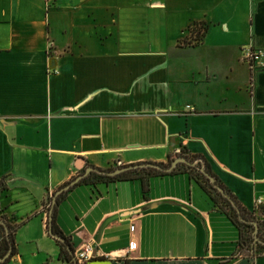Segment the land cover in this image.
Returning a JSON list of instances; mask_svg holds the SVG:
<instances>
[{"label": "crops", "instance_id": "1", "mask_svg": "<svg viewBox=\"0 0 264 264\" xmlns=\"http://www.w3.org/2000/svg\"><path fill=\"white\" fill-rule=\"evenodd\" d=\"M245 45L264 49V0H0V216L19 224L6 264H68L49 213L80 174L54 212L75 251L93 246L81 264H264L188 173L144 195L90 169L181 148L264 206V67Z\"/></svg>", "mask_w": 264, "mask_h": 264}, {"label": "trees", "instance_id": "2", "mask_svg": "<svg viewBox=\"0 0 264 264\" xmlns=\"http://www.w3.org/2000/svg\"><path fill=\"white\" fill-rule=\"evenodd\" d=\"M205 30V25H200L197 27L194 26L192 30V34L194 35V42H199L202 39ZM179 156L186 157L188 160L194 162V164L190 165L184 162H180L171 171H165L153 166L136 167L122 171L121 173H118L116 175L99 173L98 176L105 180L139 179L141 182L143 193L144 195H146L150 190L151 177L186 172L189 174L190 178L194 179L209 195L214 205L218 207L222 212H224L231 220V222L236 226L239 235L238 243L241 250L251 257L264 255V251L258 252L260 249L264 250V206H254V208L250 210L245 205H243L237 195L213 171L210 163L201 153H191L187 150L181 149L180 152L169 154L168 160L166 162L160 161L158 163L167 166L173 159ZM201 168H205L214 177L215 183L222 186L224 190L236 201L240 212L233 205L232 201L214 185V183L201 170ZM83 181L89 182V176ZM0 186L2 188L4 187L2 182L0 183ZM64 195L65 193L60 194L58 201L63 198ZM53 215V231L65 238V242L57 240L61 244L60 257L67 261L68 264H81L77 259H75V248L73 246V243L71 242L70 236H67L62 232V230L55 222V212L53 213ZM240 215H242L244 219H241ZM0 219H4L8 226L7 231L5 224L0 223V258H2L10 248V241L13 243V252L11 255L16 253L17 248L15 235L19 224L13 223L5 216H0ZM8 235L10 236V239L8 238ZM67 244L70 245V248L66 247ZM10 257L11 256H9L4 261H0V264H6L9 261Z\"/></svg>", "mask_w": 264, "mask_h": 264}, {"label": "water", "instance_id": "3", "mask_svg": "<svg viewBox=\"0 0 264 264\" xmlns=\"http://www.w3.org/2000/svg\"><path fill=\"white\" fill-rule=\"evenodd\" d=\"M180 162H184V163H187V164H190V165H193L194 162L188 160L186 157L184 156H179V157H176L175 159H173L171 161V163L167 166L165 165H162L158 162H139V163H135V164H129V165H125V166H120V167H117L113 170H108V169H99V168H94V167H91L90 169H94L96 171H99L103 174H108V175H116L118 173H121L122 171H125V170H128V169H131V168H136V167H146V166H153V167H156V168H159V169H162V170H165V171H171L172 169H174V167L180 163ZM201 170L210 178V180L214 183V185L225 195L227 196L233 203V205L237 208V210L240 212V209L236 203V201L224 190V188L222 186H220L219 184L215 183L214 181V177L205 169V168H201ZM84 174H80L79 176H77L75 179L71 180L69 183H67L66 185L62 186L61 188H59L55 195L53 196V203L51 205V209H50V213H49V232L57 237L59 240L65 242V238L62 237L61 235H58L56 234L54 231H53V221H54V207H55V204L57 202V199H58V196L64 192L65 190H68L69 188H71V186L75 185L79 180L80 178L83 177ZM240 218L241 219H244L242 217V215H240ZM0 223H3L5 224L6 226V229L8 231V226H7V223L4 219H0ZM256 233V232H255ZM8 238L10 239V236L8 235ZM67 247L70 248V245L67 244ZM13 252V243L10 241V248L9 250L6 252V254L0 258V261H4L6 260L9 256H11ZM76 259V258H75Z\"/></svg>", "mask_w": 264, "mask_h": 264}, {"label": "built area", "instance_id": "4", "mask_svg": "<svg viewBox=\"0 0 264 264\" xmlns=\"http://www.w3.org/2000/svg\"><path fill=\"white\" fill-rule=\"evenodd\" d=\"M241 60L246 62L251 69L256 70L264 67V49L254 47L253 45H245L241 50ZM51 71L57 72V67L51 66ZM187 109L190 111H194L195 107L192 105H187ZM181 148H178L177 152H180ZM262 198L258 197L255 200V207H258L262 204ZM49 205L47 207V210ZM132 232H135V225L132 226ZM135 244V240H133V245ZM94 252V248L91 244H83L75 251V258L80 262L84 263L90 259H92Z\"/></svg>", "mask_w": 264, "mask_h": 264}, {"label": "rangeland", "instance_id": "5", "mask_svg": "<svg viewBox=\"0 0 264 264\" xmlns=\"http://www.w3.org/2000/svg\"><path fill=\"white\" fill-rule=\"evenodd\" d=\"M49 204L51 205V199L49 200ZM264 250L263 249H260L258 252H263Z\"/></svg>", "mask_w": 264, "mask_h": 264}]
</instances>
